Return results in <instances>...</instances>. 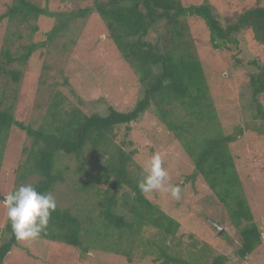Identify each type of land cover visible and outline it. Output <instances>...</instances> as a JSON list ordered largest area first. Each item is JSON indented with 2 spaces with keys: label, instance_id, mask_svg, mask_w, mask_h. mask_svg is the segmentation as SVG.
Segmentation results:
<instances>
[{
  "label": "trees",
  "instance_id": "1",
  "mask_svg": "<svg viewBox=\"0 0 264 264\" xmlns=\"http://www.w3.org/2000/svg\"><path fill=\"white\" fill-rule=\"evenodd\" d=\"M92 14L99 16L108 39L135 73L141 87L140 98L130 110L121 112L107 107L102 114H85L77 108L65 109L63 98H59L48 104L45 115L34 128L32 124L15 120L14 106H6L0 99V168L13 127L30 140L14 169L13 188L31 184L38 191L52 195L64 183L68 171L66 166L59 167V163L62 159L75 158L78 162L75 173L83 174L75 181L76 192L85 196L89 192L88 195L92 193L97 198L96 216L88 209L73 212L67 206L56 204L45 231L37 239L64 243L84 254L98 249L130 260L133 241L143 243L140 236L145 228H150L157 232L159 240H146L140 245L158 250L159 257L153 259L156 263L203 264L207 259L210 264L226 263L224 256H213L205 245L188 260L179 257L172 246L179 222L141 192L137 182L145 173L133 160L136 151L128 144L120 146L115 142L119 127L128 132L150 109L191 160L190 178L200 176L224 207L240 238L237 256L245 260L261 245V232L230 155L229 145L236 137L225 135L221 129L186 19L196 17L204 22L214 50L230 51L232 46L239 45L241 34H249L257 45L264 46V5L219 19L207 0L198 5H183L180 0H94L91 7L69 14H52L29 0H13L1 19H7L10 25L22 26L42 16L55 17L57 24L48 34L52 40L67 29L72 19ZM11 48L12 39L5 36L0 51V77L17 86L21 72L13 64H24L36 46L27 47L26 53L19 57L14 56ZM249 65L254 67L246 74L254 118L264 123L259 102L264 94V66L257 60ZM93 157L94 168L85 170ZM3 231L0 264L18 242L8 220ZM112 237L117 242L111 245L107 240ZM122 244L131 250L125 251ZM151 254L146 250L143 253Z\"/></svg>",
  "mask_w": 264,
  "mask_h": 264
},
{
  "label": "rangeland",
  "instance_id": "2",
  "mask_svg": "<svg viewBox=\"0 0 264 264\" xmlns=\"http://www.w3.org/2000/svg\"><path fill=\"white\" fill-rule=\"evenodd\" d=\"M13 0H0V51L3 38L12 39L11 51L22 56L26 48L35 45L24 64L15 62L13 68L21 72L17 86L0 77V99L6 106H14L15 120L37 127L45 115L48 104L63 98L62 106L77 108L85 114L104 113L107 107L117 111L130 110L141 95V87L135 73L121 58L114 44L107 37L106 28L98 15L72 19L67 29L50 40L48 34L57 24L55 17H39L27 25H10L1 19ZM32 4L55 14H69L91 7L94 0H29ZM183 5H198L204 0H180ZM217 18L239 13L264 0H207ZM186 22L194 42L195 53L202 62L209 96L225 135H235L236 141L229 145L230 155L241 180L243 193L254 221L261 232V245L245 260L239 259L237 250L240 238L231 226L224 207L218 202L200 176L190 178L193 165L180 144L149 109L126 132L117 129L116 144H128L136 151L134 162L144 173L146 161L158 153L163 167L169 173L168 183L181 186V198L154 191L147 198L163 212L179 222L176 239L172 242L179 257L188 260L201 245L207 246L212 255H222L225 264H264V123L255 119V110L250 101L246 74L254 70L249 65L257 60L264 66V46L257 45L249 34H241L239 45L230 51L214 50L209 44L204 22L196 17ZM154 37H152L153 39ZM233 57V58H232ZM238 60V62H237ZM15 92V93H14ZM264 111V94L259 97ZM241 131V134L238 132ZM30 143L24 132L13 127L0 168V243L5 237L6 208L3 198L11 192L14 169L22 159L21 151ZM87 158V156H86ZM78 162L75 158L62 159L59 167L66 166V180L58 185L52 196L57 205L73 210L88 209L93 216L97 198L92 193L86 196L76 192L75 181L83 177L75 173ZM95 157L85 166L93 169ZM84 215V213H81ZM221 232H218V228ZM140 239L159 240L153 229H144ZM170 240V239H169ZM112 245L117 239L107 240ZM171 241V240H170ZM121 243H125L121 240ZM143 243H140L141 245ZM170 243V242H169ZM130 253V260L122 255L90 249L87 254L60 242L42 239L18 241L4 259L3 264H159L157 249L142 247L138 241ZM197 244V247L193 245ZM127 250V245L122 244ZM151 255H143L145 252ZM210 264V260L203 261Z\"/></svg>",
  "mask_w": 264,
  "mask_h": 264
},
{
  "label": "clouds",
  "instance_id": "3",
  "mask_svg": "<svg viewBox=\"0 0 264 264\" xmlns=\"http://www.w3.org/2000/svg\"><path fill=\"white\" fill-rule=\"evenodd\" d=\"M158 153H153L146 161V172L137 182L142 193L161 191L176 200L181 198V186L168 183L169 173L162 166ZM8 223L18 241L34 240L45 231L56 210V200L51 193L38 191L34 185L14 187L3 198Z\"/></svg>",
  "mask_w": 264,
  "mask_h": 264
},
{
  "label": "water",
  "instance_id": "4",
  "mask_svg": "<svg viewBox=\"0 0 264 264\" xmlns=\"http://www.w3.org/2000/svg\"><path fill=\"white\" fill-rule=\"evenodd\" d=\"M216 227L218 228V232L220 233L222 231L221 228L218 227L217 225H216Z\"/></svg>",
  "mask_w": 264,
  "mask_h": 264
}]
</instances>
